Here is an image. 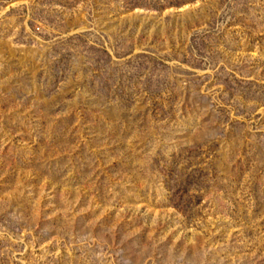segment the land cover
I'll return each instance as SVG.
<instances>
[{
    "label": "rangeland",
    "instance_id": "374dc122",
    "mask_svg": "<svg viewBox=\"0 0 264 264\" xmlns=\"http://www.w3.org/2000/svg\"><path fill=\"white\" fill-rule=\"evenodd\" d=\"M0 264H264V0H0Z\"/></svg>",
    "mask_w": 264,
    "mask_h": 264
}]
</instances>
